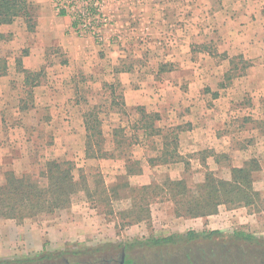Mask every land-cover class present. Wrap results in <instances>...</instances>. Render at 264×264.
<instances>
[{"label":"crops","instance_id":"crops-1","mask_svg":"<svg viewBox=\"0 0 264 264\" xmlns=\"http://www.w3.org/2000/svg\"><path fill=\"white\" fill-rule=\"evenodd\" d=\"M33 3L36 24L29 33L37 38L25 44L18 60L13 58L14 72L21 76L20 101L26 99L21 98L25 92L32 104L11 103L12 88H0L3 101L16 105L11 110L28 114L29 122L10 119L7 105L0 103V118L5 121L0 120V138L24 142L21 152L27 155V144L37 138L28 130L41 126L48 131L49 158L74 160L81 168L93 161L112 166L124 158L94 159L84 153V114L99 101L97 107L109 112L111 133L121 126L129 135L127 114L132 112L128 119L133 121L139 107L157 115V128L175 130L174 159L152 163L148 159L160 154L161 136L136 132L129 152L140 161L141 171L129 175L133 184L149 183L155 166L177 169V177L190 161L196 167L217 169L221 165L215 155L227 151L234 165L261 154L264 166V131L246 128L260 119L255 113L264 107L233 102L247 94H264V0H109L106 12L114 23L103 47L70 32L69 19L54 13L51 0ZM13 23L0 24V38L13 30ZM0 61L11 64L6 56ZM242 61L250 64L231 74ZM8 76L0 72V78ZM226 78L232 83H224ZM120 111L128 112L125 119L119 117ZM111 133H105L107 143H113ZM248 135L252 138L246 139Z\"/></svg>","mask_w":264,"mask_h":264},{"label":"rangeland","instance_id":"rangeland-1","mask_svg":"<svg viewBox=\"0 0 264 264\" xmlns=\"http://www.w3.org/2000/svg\"><path fill=\"white\" fill-rule=\"evenodd\" d=\"M29 1L33 3L34 0ZM12 28L13 30L0 38V56L9 57L11 62L7 66L0 61V72L9 73L8 77L0 78V88L11 87L9 101L28 107L32 104V98L27 97L23 91L24 95L22 94L21 98L26 99L20 101L21 76L14 72V59L18 60L24 54L25 44H32L37 35L29 33L33 30L27 29L23 18L15 20ZM247 64L250 63L239 62L237 69L231 74L244 71ZM42 68L45 70L44 67ZM44 77L40 78L41 82L45 80ZM224 83L232 82L226 78ZM25 89L28 90V88ZM16 96L19 99L18 103ZM94 98L100 99L98 95ZM233 102L237 105H247L252 102L264 107V94H247L235 98ZM0 103L2 106L7 105L5 109H9L10 119L21 120L22 123L28 124V114L22 115L11 110L10 106L16 105L3 101L2 96H0ZM98 104L102 103L99 101L94 103V106L96 105L94 110L98 112L102 125L105 124V128L102 127L103 136H105V133H111L112 129L107 118L109 112L98 108ZM38 107L43 108L39 104ZM39 112L41 116L44 115L43 110ZM117 113L119 117L125 119L124 113L128 112ZM255 114L260 119L246 124L248 126L246 128L257 127L260 131H264V117L262 118L264 111H258ZM0 120L1 124L4 123V116ZM126 120L131 127L132 121ZM261 121H263L262 126H259ZM107 125L108 128H106ZM116 128L114 127L113 130ZM46 130L35 125L28 130L37 134V138L27 144L29 148L27 155L21 152L24 150V142L10 141L9 143L4 139L5 137L0 138V186L5 183L10 173L17 176L23 173L37 174L45 161L52 159L49 155H45L47 150L45 146L48 142ZM42 132L44 134L38 136ZM126 136V141H130V137ZM119 138L125 140V137L119 136ZM248 138L252 137L248 135L246 139ZM105 146L107 148L111 146L112 149L113 143L105 141ZM151 146L156 149V144H150ZM130 147L124 148L125 152L128 153ZM111 149L109 148L108 151ZM229 152L215 155L216 162L218 160L221 165L217 169H210L207 165L196 167L190 164L191 161L186 162L180 177H177L179 173L177 169H167L166 166L153 167L149 172L150 182L143 184L152 183L149 192L144 195L143 202L139 200L143 192L138 190L142 185L133 184L129 181V176L127 178L124 176L126 164L124 160L119 159L112 166H100L94 161L87 162L81 172L79 171L81 167L75 165L73 172L75 178H78L80 173L85 175L90 189L94 192L93 195L87 198L86 193L79 190L72 196L68 207L55 213L41 214L20 221L0 219V264H93V261H98L96 264H118L117 259L122 247L126 264H264V169H262L264 166L263 164L261 166L263 157L261 154L251 155L243 160L241 165H234L233 157ZM131 158L137 160L134 157ZM252 158H255L259 164V168L252 171L253 188L259 192V198L255 200L254 205L233 208L219 205L215 213L198 217L175 213V205L167 193L165 180L184 179L187 186L194 188L196 184L204 180L207 172L213 173L218 178L229 179L232 167H240ZM108 168L112 169L109 174L105 171ZM126 182L129 186L125 185ZM117 185L116 193L113 194L111 190H108ZM129 187L135 190L131 191ZM134 200L138 201L134 202ZM141 203L144 204V218L134 221L139 210L136 205ZM189 230L201 234H209L216 230L218 233L199 237L190 242L178 239ZM239 232L249 234L251 239L244 240L237 236ZM170 235L177 237L175 243L161 245L144 243L155 237Z\"/></svg>","mask_w":264,"mask_h":264},{"label":"trees","instance_id":"trees-1","mask_svg":"<svg viewBox=\"0 0 264 264\" xmlns=\"http://www.w3.org/2000/svg\"><path fill=\"white\" fill-rule=\"evenodd\" d=\"M18 18H23L27 29L34 30L36 21L33 3L29 0H0V24H11ZM136 113L138 116L132 121V132L128 135L130 141H126L127 133L123 131V127L119 126L112 130L113 148L108 151L105 148L106 139L103 136L102 122L99 119L98 112L94 109L87 111L84 114L86 130L85 157L99 159L120 156L124 158L126 163L124 176L127 178L129 175L141 171V167L139 160H132L130 152H125L124 148H129L134 142V138L137 137L136 132L141 131L147 136L158 134L163 140L160 154L149 158V163L153 161L166 162L169 159H174L176 136L173 130L164 132L157 128L154 124L155 120L158 119L156 114L147 113L140 107L135 110L134 114ZM127 116L129 118L132 114H127ZM119 136L125 137V140H121ZM258 168V161L252 158L240 167H232L229 179L218 178L213 173L207 172L204 180L196 184L194 188L187 186L184 179H167L165 180L166 190L173 200L177 215L188 217L206 216L215 213L219 205H225L228 208L248 207L254 205L255 200L259 198V192L253 188L252 184V171ZM74 169L75 163L73 161L48 159L37 174L23 173L17 176L10 173L6 177L5 183L0 186V219L20 221L41 214L55 213L68 207L72 196L79 190H83L87 198H90L94 192L90 189L85 175L80 173L78 178H75ZM79 171L81 172L82 168ZM125 185L129 186L127 182ZM151 185L152 183L138 188L140 192H143V196L139 198L142 202L145 200L144 195L149 192ZM129 188L131 191L135 190ZM117 189L118 185L108 190H111L114 194ZM136 201L138 200H134V202ZM143 205V203L136 205L139 210H137L134 221H140L144 218ZM214 233H218V231L214 230L209 234H201L189 230L178 239L190 242L199 237H208ZM237 236L242 237L244 240L251 239L249 234L243 232H239ZM176 240V236L170 235L155 237L146 240L144 243L147 245H161L175 243ZM120 255L121 252L118 255V264ZM96 262L98 261H93V264H96ZM126 262L124 257V264Z\"/></svg>","mask_w":264,"mask_h":264},{"label":"built area","instance_id":"built-area-1","mask_svg":"<svg viewBox=\"0 0 264 264\" xmlns=\"http://www.w3.org/2000/svg\"><path fill=\"white\" fill-rule=\"evenodd\" d=\"M109 0H51L56 15H64L73 34L91 38L103 47L108 42L107 31L114 20L106 12Z\"/></svg>","mask_w":264,"mask_h":264},{"label":"water","instance_id":"water-1","mask_svg":"<svg viewBox=\"0 0 264 264\" xmlns=\"http://www.w3.org/2000/svg\"><path fill=\"white\" fill-rule=\"evenodd\" d=\"M124 257H125V252H124V248L122 247L119 264H124Z\"/></svg>","mask_w":264,"mask_h":264}]
</instances>
